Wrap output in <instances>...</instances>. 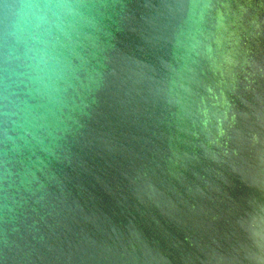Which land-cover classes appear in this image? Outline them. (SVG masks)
<instances>
[{"label":"water","instance_id":"water-1","mask_svg":"<svg viewBox=\"0 0 264 264\" xmlns=\"http://www.w3.org/2000/svg\"><path fill=\"white\" fill-rule=\"evenodd\" d=\"M0 0V264H264V0H74L38 89Z\"/></svg>","mask_w":264,"mask_h":264},{"label":"clouds","instance_id":"clouds-1","mask_svg":"<svg viewBox=\"0 0 264 264\" xmlns=\"http://www.w3.org/2000/svg\"><path fill=\"white\" fill-rule=\"evenodd\" d=\"M78 16L74 0H19L12 6L5 35L18 67L38 89L49 88L60 71V52Z\"/></svg>","mask_w":264,"mask_h":264}]
</instances>
